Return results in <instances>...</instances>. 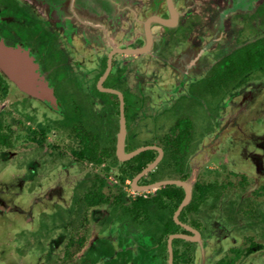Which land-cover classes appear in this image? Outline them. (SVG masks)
<instances>
[{"label": "flooded vegetation", "instance_id": "obj_1", "mask_svg": "<svg viewBox=\"0 0 264 264\" xmlns=\"http://www.w3.org/2000/svg\"><path fill=\"white\" fill-rule=\"evenodd\" d=\"M170 1L158 3L150 40L125 39L80 75L44 19L17 0H0V39L28 50V63L57 99L40 109V100L0 70V212L13 211L0 218L6 228L0 244L12 247L0 264L10 263L9 255L26 264H194L198 255L204 264H238L264 249L250 235L239 245L224 219L206 231L197 217L228 186L244 189L264 179V153L242 155L253 167L262 161L256 174L231 164L229 147L240 137L260 140L254 129L239 127L202 155L224 98L251 83L264 85V0ZM249 120L264 127V117ZM197 158L205 171L207 162L216 163L233 179H192ZM11 182L29 197L33 216L22 204L4 206L5 194L21 193L11 191ZM182 183L189 199L179 208ZM251 189L264 195V182ZM22 214L29 223L13 228ZM262 257L247 264H262Z\"/></svg>", "mask_w": 264, "mask_h": 264}, {"label": "water", "instance_id": "obj_2", "mask_svg": "<svg viewBox=\"0 0 264 264\" xmlns=\"http://www.w3.org/2000/svg\"><path fill=\"white\" fill-rule=\"evenodd\" d=\"M34 13L42 17L50 29L63 41L68 57L77 68L85 71L92 69L99 57L109 47H117L118 41L129 40L133 35L151 38L150 25L159 20L158 5L164 0H19ZM170 4V0H165ZM160 3V4H158ZM49 5H53L49 12ZM156 9V10H155ZM57 12V13H56ZM90 12H95L91 16ZM28 50L16 44L6 43L0 39V70L25 94L45 102L47 106L57 105L56 95L48 79L40 73L35 63H28ZM30 56V55H29ZM24 59L26 61H24ZM258 86V85H257ZM255 84L244 88L234 97L232 106L239 111L256 108L260 101V92ZM263 97V96H262ZM264 106L262 107V109ZM246 112V111H245ZM236 116V115H235ZM224 126L215 130V135L204 146L210 148L219 140ZM123 127L119 134V148L122 146ZM139 151V150H137ZM137 151L130 153L135 154ZM121 153V148L119 149ZM156 162V161H155ZM155 162L148 166L151 169ZM181 184V183H180ZM151 185L148 188L156 187ZM186 195L179 208L189 199V191L185 183Z\"/></svg>", "mask_w": 264, "mask_h": 264}, {"label": "rangeland", "instance_id": "obj_3", "mask_svg": "<svg viewBox=\"0 0 264 264\" xmlns=\"http://www.w3.org/2000/svg\"><path fill=\"white\" fill-rule=\"evenodd\" d=\"M21 5H23L19 0H17ZM146 2V0H145ZM24 6V5H23ZM26 10H28L29 12H32L31 7H29L27 9V7L25 6ZM35 12V11H34ZM33 12V13H34ZM32 13V14H33ZM35 14V13H34ZM35 16L39 19H43L42 17L38 16L35 14ZM47 26H49V24L46 22ZM50 28V27H49ZM51 32L55 35L56 39H57V44L58 47L64 52V54L67 56V60L70 59L67 55V51L65 49V45L63 43V41L59 40L58 36H56V34L53 32L52 29H50ZM138 35H133L131 38H129V40L127 41H132L136 38H141V37H137ZM118 44L120 43H125L127 42L126 40H121L118 41ZM23 47V46H22ZM25 48V47H24ZM71 61V60H70ZM68 66L76 73H79L80 75H83L86 71L83 68H77L76 66H74V64L68 63ZM251 84H248L247 86H245V88L247 87H251ZM257 86V85H256ZM256 89H258L259 91L262 90L264 91V85L261 86H257ZM242 90L235 92L234 95L232 96H227L224 98L223 102L221 103V105L219 106V111H220V115L221 118L218 120V127L219 128L221 125L224 126L223 129V133L222 135L219 137V140L224 139L226 136L230 135L232 136L233 134H235L237 132V130L240 128H242L244 131H246L247 129L252 130V132L254 131L256 134L254 135V137L256 139H260L258 142H254V141H249L248 139H244L243 137H240V139L238 141H236L234 143V147L230 146L229 149L231 150L232 153V157H231V164L232 165H240L239 167H243L245 168L244 170H246V172L248 171L249 174H256L255 167L258 166V168L260 169L259 164L262 162H259L260 159H258L256 161V166L253 167L251 166V164H249L248 160L246 157H243L242 155L244 154V156L246 154L249 153H264V146L263 147H257L256 143H262L264 144V127L262 125H253V123H249V122H245L244 120H251L254 119V117H256L257 115L264 117V108L262 109V107L264 106V92H260V101H256V105L257 107L255 108L254 105H251L250 109L251 110H244L242 109V111L238 110L237 108H234L232 105V101L234 102V97H237L238 94L241 93ZM20 95V93H17ZM22 97H25V95L22 93L21 94ZM28 98H34L32 96H27ZM40 104V105H39ZM37 106L40 109H47V104H45V102H41L38 103ZM56 106V105H55ZM225 108V109H224ZM229 108H232V111H229ZM48 110V109H47ZM246 111V112H245ZM236 115V116H235ZM243 118V119H242ZM237 119V120H236ZM249 120V121H250ZM234 123L233 126H231L230 124ZM236 123V124H235ZM262 131V133H261ZM237 134H242L241 131L238 132ZM142 137H138L136 140L137 141H141ZM135 140V141H136ZM248 140V141H247ZM257 141V140H256ZM247 148V150L245 149ZM210 148H206L204 149V154H202L203 156L205 154H207L209 152ZM249 159V158H248ZM198 163L196 168H192L191 169V174L189 175L192 179L193 178H198V180H202V181H207V180H212V181H216V182H224L225 180H231L233 179V176H230L226 173L225 167L224 168H220V167H213L216 165L214 164H210L209 162H207L208 166L210 167V171H205L204 169H202V164H203V159H199L197 158ZM238 164V165H237ZM192 166L194 167L195 165L192 163ZM219 166V165H217ZM239 167L235 168V169H240ZM168 170H165V172H167ZM253 171V172H252ZM172 172V171H171ZM171 172L168 174V176H172ZM248 174V175H249ZM166 176V173H165ZM235 181H237V179L235 178ZM256 182H250L248 186H246V188H238L236 186V183L232 180L233 184L232 186H228L227 188H225L223 190V195H214L211 199H209L208 201H206L205 203H203L201 205V207L199 208V211L197 213V217L198 219L201 221V223L203 224L204 228L206 229V231H209L211 229L210 227V223L212 221H214L213 224H215V222L217 221L218 224H220L219 221H222L224 219V221H226V229L228 230V233L231 235L233 234V237L235 238V240H237L238 244H246V239L245 237L247 235L250 236H254L255 237V241H257V243L259 244H264V195L262 196H254V192L251 188L255 187L257 188L259 186V184H262V182H264V179L262 180H255ZM7 183H5V187L3 191V194H5L6 189L9 187H6ZM12 186L11 191H13V189L18 188L17 187V183H9ZM236 187V189H235ZM248 187V188H247ZM21 191V188H18ZM10 192V191H9ZM8 194V193H7ZM7 198H4L3 201L5 202L4 206H6V203L10 202L11 205L13 204H22L25 211L28 212V214L30 216L32 215V211H34V207L30 206V200L29 197L27 196V194L23 193V191H21V193L17 196L13 197V194L11 195H7ZM221 196V197H220ZM9 199V200H8ZM249 200V201H247ZM249 204V205H248ZM13 214V211L8 212L7 214H5V216L2 215V212H0V218L4 219V217L7 218H11ZM20 220L19 221H13V228H17L21 225V224H27L29 222H26L24 220V214H22L20 216ZM3 229H6L4 227V221L1 223L0 222V232L4 233ZM2 230V231H1ZM151 231V229H150ZM155 233L157 232L154 231ZM151 233V232H150ZM225 242V246H228V244ZM223 242V244H224ZM240 242V243H239ZM4 244H0V256L5 254L8 249H11V245L5 243ZM264 255V249L256 254H254V256L251 258H257V257H262ZM209 257H213V256H209ZM5 261L10 259V263L8 261V263L6 262V264H17L18 261L21 264H26L24 258H15L12 256H5L4 257ZM13 259V260H12ZM251 259L247 260H241L238 264H247L248 262L252 261ZM262 264H264V256L262 257ZM194 264H204V257H200L198 255V257L196 258V261L194 262Z\"/></svg>", "mask_w": 264, "mask_h": 264}]
</instances>
